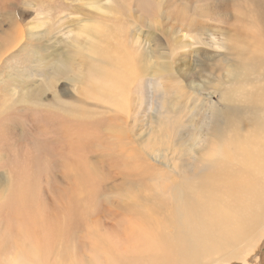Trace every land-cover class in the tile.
Returning <instances> with one entry per match:
<instances>
[{
  "label": "rangeland",
  "instance_id": "374dc122",
  "mask_svg": "<svg viewBox=\"0 0 264 264\" xmlns=\"http://www.w3.org/2000/svg\"><path fill=\"white\" fill-rule=\"evenodd\" d=\"M262 91L264 0H0V264H259Z\"/></svg>",
  "mask_w": 264,
  "mask_h": 264
},
{
  "label": "bare ground",
  "instance_id": "6f19581e",
  "mask_svg": "<svg viewBox=\"0 0 264 264\" xmlns=\"http://www.w3.org/2000/svg\"><path fill=\"white\" fill-rule=\"evenodd\" d=\"M32 30H33V29H32ZM93 39H94V38H93ZM118 53H119V52H118ZM118 56H119V54H118ZM119 58H120V57H119ZM121 63H122L123 65H128V64H127L125 61H123V60H121ZM166 71H167V70H165V72H166ZM110 83H111V82H110ZM97 84H98V83H97ZM104 85H105V84H104ZM118 85H119V84H118ZM118 85H117V86H118ZM117 86H116V85H113V88H112V89H115V92H116V90L118 89ZM262 92H263V91H262ZM262 92H261V94L264 93V92H263V93H262ZM261 94H260V95H261ZM263 96H264V94H263L261 97L259 96L260 99H262ZM259 97H257V98H259ZM257 98H256V99H257ZM256 99H255V100H256ZM263 100H264V99H263ZM259 101H260V100H259ZM254 102H257V101H254ZM260 102H261V101H260ZM261 103H262V102H261ZM211 107H212V108H215V106H214L213 103H211ZM213 113H214V114H213ZM213 113H212L213 116H214V115L216 116V113H215L214 111H213ZM210 117H211V116H210ZM213 118H214V117H213ZM199 137H200V136H199ZM199 137H198V138H199ZM200 140H201L203 143L205 142L204 140H202V138H201ZM219 151H220V150H215V156H216V159L220 162V164H222V163H224L225 161H221V159H222V158H221V157H222V153L219 152ZM226 158L228 159V157H226ZM202 162L209 163L210 160H209V158L206 156ZM204 166H205V165L202 164V165H200V166H198V167L203 169ZM195 170L197 171V169H194V171H195ZM194 173L198 175V174H200V173H206V172H204V171H199V172H198V171H197V172H194ZM215 199L218 200L217 198H215ZM219 201H220V200H218V202H219ZM261 242H262V241H261ZM262 244H263V243H262ZM259 245H260V244H259ZM257 247H259V246L257 245ZM254 248H256V247H254ZM260 250H261V247H260ZM260 250H259V251H260ZM262 250H263V248H262ZM262 250H261V254H262L261 256L257 253V254H258L257 256L261 257V258H260V259H261V260H260L261 262L259 261V264H264V251H262ZM255 256H256V255H254V257H255ZM19 260H20V259H19ZM20 261H21V260H20ZM256 261H257V260H256ZM254 263H255V262H254ZM25 264H26V263H25Z\"/></svg>",
  "mask_w": 264,
  "mask_h": 264
}]
</instances>
